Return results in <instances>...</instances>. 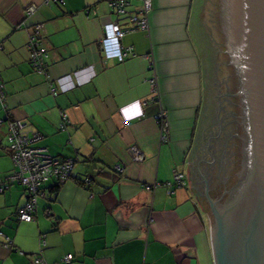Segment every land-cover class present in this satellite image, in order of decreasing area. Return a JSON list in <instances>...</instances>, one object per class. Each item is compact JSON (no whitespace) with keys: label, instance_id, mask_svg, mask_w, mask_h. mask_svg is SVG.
Instances as JSON below:
<instances>
[{"label":"crops","instance_id":"crops-1","mask_svg":"<svg viewBox=\"0 0 264 264\" xmlns=\"http://www.w3.org/2000/svg\"><path fill=\"white\" fill-rule=\"evenodd\" d=\"M109 1L0 0V175L13 169L11 119L37 136L33 146L74 160L68 180L44 182L30 222L17 219L21 185L0 193V264H31L37 255L45 264H214L208 214L188 168L203 100L193 0H152L148 32L130 21L141 0H127L122 14ZM112 20L128 29L119 44L132 53L121 61H105L100 49ZM36 23L45 73L31 67L26 47ZM160 109L168 116L164 142L154 118ZM174 172L185 175L183 185L168 184Z\"/></svg>","mask_w":264,"mask_h":264},{"label":"water","instance_id":"water-1","mask_svg":"<svg viewBox=\"0 0 264 264\" xmlns=\"http://www.w3.org/2000/svg\"><path fill=\"white\" fill-rule=\"evenodd\" d=\"M189 30L203 87L190 190L208 214L214 264H264V0H193ZM219 173L229 187L211 189Z\"/></svg>","mask_w":264,"mask_h":264},{"label":"built area","instance_id":"built-area-1","mask_svg":"<svg viewBox=\"0 0 264 264\" xmlns=\"http://www.w3.org/2000/svg\"><path fill=\"white\" fill-rule=\"evenodd\" d=\"M44 1L49 2L50 0ZM52 1L56 3L63 2V0ZM127 4V0H110L108 3L109 7L116 14L124 13ZM151 7L152 0H141V4L138 7V14L130 17V21L133 23L135 30L149 31V12ZM34 10V5L26 7L27 14L33 13ZM41 28V23L33 25L32 30L28 35L26 47L31 67L39 73H45L47 66L45 61L46 50L38 43L39 31ZM126 31H128V29L124 30L120 28L116 20L108 21L104 24L103 35L100 40V49L105 61L111 59L121 61L126 55L132 53V48H123L119 44V40ZM150 64L151 74L149 82L153 86V95L157 96V76L152 62ZM0 99L3 101L4 106H6L4 103L3 83L1 81ZM154 118L159 128L160 140L161 142H164L168 139V116L166 110L160 109ZM1 123L2 120L0 119V124ZM24 127L25 123L22 119L8 120L5 139L6 148L9 151L13 169L5 175H0V193L13 183L21 185L25 190L26 199L17 209V219L30 222L34 219L37 197L42 195L41 187L44 182L50 179L58 184L65 182L70 178L74 162L72 158L54 157L51 156L46 149L33 146L32 142L37 136L29 135ZM135 157L141 159L140 154H137ZM184 182L185 175L183 173L174 172L172 175V181L168 184L181 186ZM0 236H3L1 232ZM62 260L68 263L72 260V255L66 254L62 257ZM31 264H45V262L41 256L37 255L33 258Z\"/></svg>","mask_w":264,"mask_h":264},{"label":"flooded vegetation","instance_id":"flooded-vegetation-1","mask_svg":"<svg viewBox=\"0 0 264 264\" xmlns=\"http://www.w3.org/2000/svg\"><path fill=\"white\" fill-rule=\"evenodd\" d=\"M230 76V75H229ZM230 90V89H229ZM229 103H230V106L231 105H233V98L231 97V93H230V91H229ZM235 117V116H234ZM236 120H235V118L233 119V120H230L229 121V127L230 128H232L233 129V134L231 133V134H229V144H231L232 145V140L235 138V134H236V131L234 130L235 129V127H234V122H235ZM236 123V122H235ZM233 135V136H232ZM237 137V136H236ZM242 168H240V169H238L237 171H239V170H241ZM244 173L246 172V173H249V172H251V169H250V166L248 165V163H246L245 164V166L243 167V170H242ZM219 172L221 173L222 172V170L219 168ZM218 174L219 176L218 177H216L217 179V181L213 184L212 182H213V180L209 183V185L211 186V189H213V187H215V185L216 186H218V185H221L222 187H224V189L225 188H228L229 187V185L227 186V185H225L226 184V181L228 180V178L226 179V177L224 178V180H223V174ZM222 178V179H221ZM221 194V193H220ZM219 194V195H220ZM204 196H205V193L203 194Z\"/></svg>","mask_w":264,"mask_h":264},{"label":"trees","instance_id":"trees-1","mask_svg":"<svg viewBox=\"0 0 264 264\" xmlns=\"http://www.w3.org/2000/svg\"><path fill=\"white\" fill-rule=\"evenodd\" d=\"M231 88V87H230ZM229 88V89H230ZM73 162H74V160H73ZM230 163V162H229ZM73 167H74V165H73ZM219 168L222 170V173H223V169H225V168H223L222 166H219ZM73 171V170H72ZM103 173H107V172H102V171H99V173L98 174H103ZM72 176V173H71V175H70V177ZM219 176V175H218ZM226 176L224 175L223 176V180H224V178H225ZM222 179V178H221ZM227 179V178H226ZM90 178H86L85 180H83V181H81V182H79L81 185H88L89 183H90Z\"/></svg>","mask_w":264,"mask_h":264}]
</instances>
